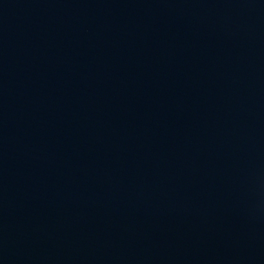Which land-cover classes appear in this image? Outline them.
Segmentation results:
<instances>
[{
	"label": "water",
	"instance_id": "1",
	"mask_svg": "<svg viewBox=\"0 0 264 264\" xmlns=\"http://www.w3.org/2000/svg\"><path fill=\"white\" fill-rule=\"evenodd\" d=\"M0 264H264V0H0Z\"/></svg>",
	"mask_w": 264,
	"mask_h": 264
}]
</instances>
